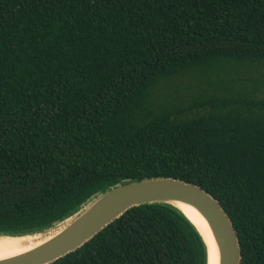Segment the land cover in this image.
<instances>
[{"label":"trees","instance_id":"trees-1","mask_svg":"<svg viewBox=\"0 0 264 264\" xmlns=\"http://www.w3.org/2000/svg\"><path fill=\"white\" fill-rule=\"evenodd\" d=\"M214 197L264 264V0H0V235L127 180ZM50 264H207L193 224L134 207Z\"/></svg>","mask_w":264,"mask_h":264},{"label":"water","instance_id":"water-1","mask_svg":"<svg viewBox=\"0 0 264 264\" xmlns=\"http://www.w3.org/2000/svg\"><path fill=\"white\" fill-rule=\"evenodd\" d=\"M149 204L170 205L193 224L205 244L207 264H210V245L217 256V264L241 263L238 235L214 197L192 183L174 178H153L123 181L97 194L45 241L24 253L1 259L0 264H50L80 248L129 209ZM179 205L194 211L206 230L179 209ZM51 229L25 235L46 237Z\"/></svg>","mask_w":264,"mask_h":264},{"label":"bare ground","instance_id":"bare-ground-1","mask_svg":"<svg viewBox=\"0 0 264 264\" xmlns=\"http://www.w3.org/2000/svg\"><path fill=\"white\" fill-rule=\"evenodd\" d=\"M178 208L181 209L189 218H191L200 228L206 230L204 222L198 217V215L194 211L184 205H179ZM67 221L68 220L54 226L50 230L49 234L46 235V237H40L38 235H24L14 237L0 236V260L19 255L36 247L37 245L45 241L48 237L56 233L59 229H61V227H63V225ZM210 264H217V256L214 250L212 249L211 245Z\"/></svg>","mask_w":264,"mask_h":264},{"label":"rangeland","instance_id":"rangeland-1","mask_svg":"<svg viewBox=\"0 0 264 264\" xmlns=\"http://www.w3.org/2000/svg\"><path fill=\"white\" fill-rule=\"evenodd\" d=\"M67 224V223H66Z\"/></svg>","mask_w":264,"mask_h":264}]
</instances>
